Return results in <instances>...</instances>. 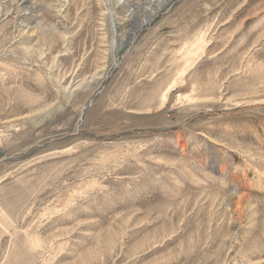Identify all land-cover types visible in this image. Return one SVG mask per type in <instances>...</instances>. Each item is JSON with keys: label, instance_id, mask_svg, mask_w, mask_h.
<instances>
[{"label": "rangeland", "instance_id": "rangeland-1", "mask_svg": "<svg viewBox=\"0 0 264 264\" xmlns=\"http://www.w3.org/2000/svg\"><path fill=\"white\" fill-rule=\"evenodd\" d=\"M160 1L0 0V264H264V0Z\"/></svg>", "mask_w": 264, "mask_h": 264}, {"label": "bare ground", "instance_id": "bare-ground-1", "mask_svg": "<svg viewBox=\"0 0 264 264\" xmlns=\"http://www.w3.org/2000/svg\"><path fill=\"white\" fill-rule=\"evenodd\" d=\"M163 1H164V0L160 1V4L155 6V9H156V10L159 9V8L163 5V3H164ZM166 1H169V0H165V2H166ZM157 4H158V3H157ZM153 13H154V10L148 12V17L150 18V17L153 15Z\"/></svg>", "mask_w": 264, "mask_h": 264}]
</instances>
